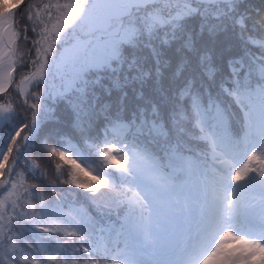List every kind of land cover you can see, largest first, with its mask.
I'll return each instance as SVG.
<instances>
[{"label":"snow or ice","instance_id":"snow-or-ice-1","mask_svg":"<svg viewBox=\"0 0 264 264\" xmlns=\"http://www.w3.org/2000/svg\"><path fill=\"white\" fill-rule=\"evenodd\" d=\"M45 262L264 264V7L0 0V264Z\"/></svg>","mask_w":264,"mask_h":264},{"label":"trees","instance_id":"trees-1","mask_svg":"<svg viewBox=\"0 0 264 264\" xmlns=\"http://www.w3.org/2000/svg\"><path fill=\"white\" fill-rule=\"evenodd\" d=\"M246 5L251 9H260L261 7H264V0H246ZM196 23H197L196 21L192 22L193 27L196 26ZM208 50H209V55L214 58L216 64L224 71H226V61L228 57L239 53V48L235 46L233 42L226 40L223 36L219 38V41L216 44H209ZM54 107H55V117L60 123L56 125H50V127L53 126L57 128L66 127L68 125V111L66 105L63 103H59L54 105ZM239 121H240V116L239 115L235 116L234 123L237 128L239 127ZM6 131L7 129L5 128V132ZM81 147H83L82 144ZM84 150L87 151V149ZM92 163L93 166L96 167L99 165L100 161L93 159ZM81 166L83 167V165ZM51 169H54V165L50 166V171ZM82 178L86 179V177H82ZM62 187H67V186H62ZM71 192L77 195H69L68 196L69 202L75 203L77 206L81 208L82 211L87 212L91 215H95L97 223L103 222L101 221L100 216L94 212L93 207L90 206V201L86 199L90 195L89 193H87L83 189H76V188H72ZM115 216L116 215L113 214L111 218H114ZM45 264H50V262H45Z\"/></svg>","mask_w":264,"mask_h":264},{"label":"rangeland","instance_id":"rangeland-1","mask_svg":"<svg viewBox=\"0 0 264 264\" xmlns=\"http://www.w3.org/2000/svg\"><path fill=\"white\" fill-rule=\"evenodd\" d=\"M29 2L34 3V4H42V3H49V2L55 3L56 0H29ZM60 2L61 3H64L65 0H60ZM53 11H55V10H53ZM41 14L43 15V12ZM30 35H31V33H30ZM21 46L23 47V44ZM28 46L30 47V45H28ZM13 76H14V78L18 79L19 78L18 72L13 73ZM10 91H11V89H10ZM172 199H173V202H174V197ZM176 211H177V209L174 208V207H163L162 206V208H161V215L159 217L161 224H167L168 221L165 219V217L166 216H171ZM113 214H115V213H113ZM109 222L119 223L117 221L116 216L114 218H110V220L108 219V217H104L103 218V223H109Z\"/></svg>","mask_w":264,"mask_h":264}]
</instances>
